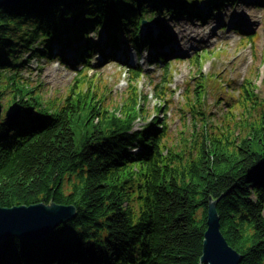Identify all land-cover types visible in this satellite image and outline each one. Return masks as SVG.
Masks as SVG:
<instances>
[{
  "label": "trees",
  "instance_id": "1",
  "mask_svg": "<svg viewBox=\"0 0 264 264\" xmlns=\"http://www.w3.org/2000/svg\"><path fill=\"white\" fill-rule=\"evenodd\" d=\"M235 1L212 0L211 11ZM167 15L212 14L196 0H27L0 10V99L9 92L6 106H23L14 122L0 117V206L76 207L44 239L5 240L0 264H204L211 203L239 264H264V109L246 116L242 135L223 124L225 131L202 134L187 154L168 152L158 118L135 130L143 115L136 88L117 115L81 95L64 105L46 101L25 76L33 58L53 56L55 42L66 47L102 28L114 47L122 33L136 47L164 42L139 28ZM95 48L89 41L79 53L88 67ZM133 73L142 78L141 68ZM158 97L167 101L165 92Z\"/></svg>",
  "mask_w": 264,
  "mask_h": 264
},
{
  "label": "rangeland",
  "instance_id": "2",
  "mask_svg": "<svg viewBox=\"0 0 264 264\" xmlns=\"http://www.w3.org/2000/svg\"><path fill=\"white\" fill-rule=\"evenodd\" d=\"M196 4L208 13V8L213 6L211 0H196ZM212 14L211 19L204 21L185 16L172 19L168 15L160 19L163 25H159L172 37L164 49H170L172 54L158 66L154 60L150 62L154 49L148 47L137 53L130 36L125 33L121 36V48L113 53L106 49L111 58L100 59L97 54L108 39L102 28L88 36L96 47L100 46L97 49L100 51L91 55L89 71L84 72L85 64L78 60L81 46L89 41L83 37L66 47L55 42L52 58H33L30 62L32 73L25 76L40 88L49 99L44 98L46 101H59L64 105L68 97L73 99L81 95L82 103L91 97L102 111L114 110L117 115L120 106L136 88L143 97V115L134 128L141 131L158 118L161 127L166 124L165 150L187 154L202 134L225 131L223 124H230L239 136L246 116L264 109V103L255 105V99L264 101V0L227 3ZM139 32L145 36L160 34L163 30L148 22L141 24ZM249 35L255 37L252 44L244 40ZM174 44L179 46L176 51L172 49ZM156 52L168 51L159 48ZM197 54L201 55L200 66L195 61ZM166 63H170V69L165 68ZM137 66L143 67V77L136 82L130 70ZM166 81L171 83L159 91L157 87ZM245 88L252 89L255 96L249 98ZM159 92L166 93L167 101L158 97ZM10 98L8 92L3 100L0 99L4 110ZM80 125L81 122L76 127ZM77 144L80 145L79 138Z\"/></svg>",
  "mask_w": 264,
  "mask_h": 264
},
{
  "label": "water",
  "instance_id": "3",
  "mask_svg": "<svg viewBox=\"0 0 264 264\" xmlns=\"http://www.w3.org/2000/svg\"><path fill=\"white\" fill-rule=\"evenodd\" d=\"M25 1L27 0H0V10ZM22 108L18 101L11 104L5 111L6 119L16 121L22 115ZM2 114L3 105L0 101V117ZM75 215L74 205L41 202L13 207L0 206V244L16 237L29 242L44 239ZM241 260L242 256L228 244L221 232L215 204L211 203L201 261L204 264H239Z\"/></svg>",
  "mask_w": 264,
  "mask_h": 264
},
{
  "label": "bare ground",
  "instance_id": "4",
  "mask_svg": "<svg viewBox=\"0 0 264 264\" xmlns=\"http://www.w3.org/2000/svg\"><path fill=\"white\" fill-rule=\"evenodd\" d=\"M165 47H166V46L162 47V50H165V49H164Z\"/></svg>",
  "mask_w": 264,
  "mask_h": 264
}]
</instances>
